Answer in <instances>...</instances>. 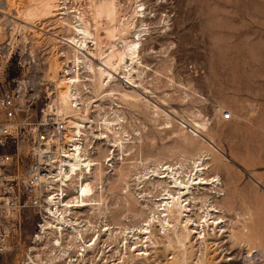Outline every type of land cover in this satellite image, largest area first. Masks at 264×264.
<instances>
[{
    "label": "rangeland",
    "instance_id": "obj_1",
    "mask_svg": "<svg viewBox=\"0 0 264 264\" xmlns=\"http://www.w3.org/2000/svg\"><path fill=\"white\" fill-rule=\"evenodd\" d=\"M26 1L32 8L40 7L41 0ZM117 1L121 10V3ZM144 3L148 33L141 54L145 67L140 70L148 69L145 81L143 72L137 78L139 87L134 89L139 88L136 91L140 94L146 88L150 93L144 95L151 97L150 100L161 109L173 115L176 113L175 121L183 122L186 126L193 124L192 121L207 123L208 130L204 135L213 141L216 151L210 147L208 149L213 150L214 156L219 158V163L211 166L208 175L217 176L222 184L221 189L227 192L224 200L222 197L217 199L218 202L220 198V202L224 201L225 218L231 221L225 230H233L234 236L238 238L244 222L248 221L256 236V247L251 250L256 257L259 245L264 251V0H145ZM125 4L128 6L121 11L131 12L132 4L129 0H125ZM57 13L54 9V14ZM53 23L44 24L41 28L47 31L55 27L56 22ZM35 25L40 27L39 22H35ZM54 31L60 39L66 36V32L59 26L48 33ZM100 34L101 37L105 36L102 31ZM57 43L48 38L47 34H40L31 26L23 24L13 0H0V58L7 56L9 51L17 57L28 47L31 50H47L54 45L65 48L60 42ZM13 63L10 69L3 73L0 71V90L10 85L12 78L22 74L14 68V60ZM33 75L36 77L38 74ZM45 76L44 81H47V74ZM115 83H119V79ZM120 83L126 89L129 87L122 81ZM110 101L108 97L101 99L100 109L104 111L110 107L113 112L118 111L117 115L123 118L121 130L129 135L133 143L125 144L123 151L119 148L111 149L115 150L114 158L110 162H103L101 175L99 173L102 178L95 186H103L105 189L108 204L105 211L112 212L110 214L115 216V220L125 217L126 225L139 226L149 212L144 210L145 215L141 218L130 207L127 208L128 205H124L130 201V197H126L123 192L124 182L130 185L134 199L139 198L137 194L144 190L143 195L146 192V196L157 197L159 190H153L149 184H144L141 189L142 185L136 180L140 174L145 175L158 164H173L175 159H197L208 145L197 139V145H205L199 151L201 153L196 152L190 156L193 153L190 150L182 154L181 143L169 131L162 130L165 118L162 115L156 118L151 106L143 101L135 104L117 100L115 103L120 107L118 109ZM218 109H222L220 113ZM228 112L232 120L222 124L219 121L220 114ZM176 123L174 125L181 128ZM121 130L119 135L124 139ZM188 135L191 136L190 133ZM110 139L113 141V138ZM107 149L109 147L102 146L96 150V159L106 156ZM97 189L100 187L95 191ZM7 223L11 226L10 237L7 249L0 251V264H21L30 237L35 233V217L28 215L20 221L6 222L1 215L0 234ZM230 234L219 233L221 237L209 240L211 245L197 246L201 254L199 258L205 259L203 264H247L245 261L249 248L240 241L232 240ZM173 246L165 247L163 253H160L164 258L168 254L174 256L168 264H177V261L181 264L176 256L181 259L185 257L186 264H190L196 246L189 247L191 249L188 248L187 252L181 251L183 249H178L175 244ZM227 258H232V262H226ZM257 258H254L256 261L252 264H264Z\"/></svg>",
    "mask_w": 264,
    "mask_h": 264
},
{
    "label": "bare ground",
    "instance_id": "obj_2",
    "mask_svg": "<svg viewBox=\"0 0 264 264\" xmlns=\"http://www.w3.org/2000/svg\"><path fill=\"white\" fill-rule=\"evenodd\" d=\"M119 1L121 10L126 9L128 5L126 6L125 0ZM144 1L129 0L132 7L131 12L127 13L119 9L117 0H41L40 7L35 8L30 7L26 0H13L23 24L31 26L40 34H47L48 38L65 46V48L58 45H54L53 48L48 46L50 58L45 62L43 68L46 69L42 72L45 78V74H47L48 79L46 80L54 85L55 111L57 115L65 119V143L70 144L71 147L66 155L68 158L66 166L59 167L57 174L61 186H65L69 191V197L61 209V217L57 218V222L45 220L42 232L37 233L35 237L34 234L30 237L29 247L24 253L25 258L21 264H101L104 257L97 261L98 253L103 256L106 252L111 253V257H109L112 259L109 262L111 264H168L171 263L174 256L168 254L164 258L160 253H163L165 247L166 249L167 247L173 248L174 244L185 252L189 247L196 246L189 262L190 264H203L205 259L199 258L201 254L199 248L197 250V246L211 245L209 240L217 239L221 237L218 236L219 233L227 232L231 233L229 237L232 240L240 241L249 248L245 263L252 264L254 260L256 261L254 259L256 257L260 262H264V251L259 247L260 245H257L259 252L256 257L251 253L253 247H256V243H254L256 236L250 229L252 226H249L247 220H245L247 223L244 222V227L242 225L243 228L238 238L237 235L234 236L233 230L229 228V231L225 230L231 221L225 218V204L220 200L226 198L227 192L224 193L225 191L223 192L221 189L222 184L217 176L208 175L211 166L219 163V158L214 156L213 150L208 149L210 147L216 151L213 141L206 139L204 135L208 130L207 123L192 121L193 124L186 126L183 122L175 121L176 113L173 112V115L172 112L161 109L150 100L151 97L144 95V93H150L146 88H143L145 91L140 94L137 93L139 91H136L139 88L134 89L139 87L137 78H140L139 76L143 75V72H145V81L148 69L140 70L145 67L142 64L141 54L146 41L143 37L148 33ZM54 9L56 13L58 12L57 14H54ZM52 21L56 22V25L49 30L59 26L66 32L65 37L60 39L55 31L48 33L49 30L41 28L42 25ZM35 22H39L40 27H36ZM100 31L105 34L104 37L100 36ZM87 52L99 62H87ZM65 60H72L75 63L85 62L81 74L70 76L69 82L66 78L59 77L63 71L62 64L65 63ZM117 78L119 83H115ZM120 81L122 83L125 81L129 89L123 87ZM105 97L114 102L118 109L120 107L115 103L117 100L130 101L135 104L143 101L147 106H151L156 118L160 115L165 118L162 130L169 131L173 138L181 143L182 150L180 152L182 154L191 150L193 153H190V156H193L196 152L202 151L205 145H208L205 146L206 149L202 155L196 157L197 159L182 158L180 161H175V159L173 164H158L150 168L145 175L141 176L140 174L136 180L139 181V185H142L141 189L144 184H149L153 190H159L157 197L146 196V192L143 195L145 190H142V193L137 194L139 198L134 199L130 185L124 182V195L130 197V201L124 198L128 200L127 204L124 201V205H128L126 207H130L129 209L135 211L134 213L139 214L141 218L145 215L144 210L147 209L149 212L139 226L126 225L123 216L116 221L115 216L110 214L112 212L105 211L108 209L105 189L103 186H95L97 181L102 178L100 175L103 162L106 160L110 162L114 158L115 150L111 151V149L119 148L123 151L125 144L133 143L130 141L129 135L121 130L123 127L120 124L123 123V118L117 115L118 111L113 112V108L110 107L104 110L105 112L100 109L99 102ZM221 110L218 109L219 113ZM219 121L226 124L220 118ZM174 123L181 128L175 126ZM119 130L123 132L124 139L120 138ZM110 138H113V141ZM197 139L205 145H197ZM54 144L59 147L57 140ZM102 146L109 147L108 154L104 155L102 159H96L95 155L98 154L97 151ZM28 149L29 145L22 143L19 152L27 153ZM140 163L144 164L142 161ZM94 172L96 173L94 174ZM98 187L100 189L95 191ZM219 197L222 199L220 198L218 202ZM148 204H151V207H148ZM229 204L228 201V205H226L229 206ZM78 211H95L102 216L111 215V222L105 224V228L111 227V229L107 228L98 236L94 242L96 246L87 247L90 249V255L86 259L81 257V260L77 258V253L80 248L87 251L84 247L86 242H80L83 241V234L86 235L87 232L82 233L75 226L77 223H71L63 228V225L69 223L65 221V216L76 215ZM1 215L6 222L16 217L9 211L0 212V217ZM88 224L93 228L94 225L90 221ZM10 231L9 223L3 226L2 233L7 234ZM107 247L110 249L105 251ZM196 252L198 253L196 254ZM176 257L181 264H186L185 257H182L183 259L179 256ZM160 258L162 259L160 260ZM232 260V258H227L226 262H232Z\"/></svg>",
    "mask_w": 264,
    "mask_h": 264
},
{
    "label": "built area",
    "instance_id": "obj_3",
    "mask_svg": "<svg viewBox=\"0 0 264 264\" xmlns=\"http://www.w3.org/2000/svg\"><path fill=\"white\" fill-rule=\"evenodd\" d=\"M89 45L92 46L91 43ZM49 58L48 51L37 48L32 52L30 47L17 57L9 51L7 56L0 58L1 73L13 67V60L14 68L22 73L0 90V212L14 214L13 221H20L28 215L35 217L34 237L42 232L45 220L57 222L69 197V191L61 186L57 176L58 168L66 166V155L71 149L70 144L65 143V119L55 111L54 85L44 81L42 76ZM86 59L89 63L99 62L88 52ZM84 63L65 60L59 77L69 82L70 76L81 74ZM35 73L38 74L36 77ZM123 83L128 85L125 81ZM220 120L224 123L231 121V113H222ZM55 140L59 147L54 144ZM22 143L29 145L27 153L19 152ZM110 216H102L95 211H78L76 215L65 216V221L69 223L63 228L77 223L75 226L82 233L87 232L80 241L86 242L84 247L87 249L94 245L101 233L111 229L105 228V224L111 222ZM88 221L94 225L93 228ZM0 237V251H5L9 233L3 232ZM109 249L107 247L105 251ZM88 255L90 249L84 251L80 248L77 258L86 259ZM98 255L97 261L104 257L101 264H111V253Z\"/></svg>",
    "mask_w": 264,
    "mask_h": 264
}]
</instances>
